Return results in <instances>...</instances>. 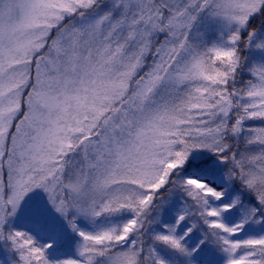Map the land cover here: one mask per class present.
<instances>
[{"label": "snow or ice", "instance_id": "6c2138e0", "mask_svg": "<svg viewBox=\"0 0 264 264\" xmlns=\"http://www.w3.org/2000/svg\"><path fill=\"white\" fill-rule=\"evenodd\" d=\"M0 264H264V0H0Z\"/></svg>", "mask_w": 264, "mask_h": 264}]
</instances>
